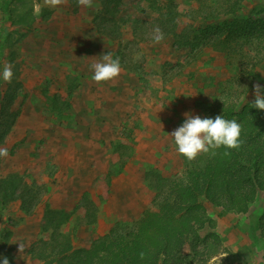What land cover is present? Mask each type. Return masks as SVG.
<instances>
[{"label": "rangeland", "instance_id": "obj_1", "mask_svg": "<svg viewBox=\"0 0 264 264\" xmlns=\"http://www.w3.org/2000/svg\"><path fill=\"white\" fill-rule=\"evenodd\" d=\"M177 2L182 30L192 24L187 13L199 3ZM135 3L139 0H99L100 9L92 12L77 0L55 8L45 0H0V71L11 64L14 73L10 83L0 78V110L7 112L0 118V148L8 150L0 157V180L18 175L43 191L32 215L19 200L0 211V264L3 257L10 264H43L41 256L49 250L42 241L54 231L45 229L49 199L73 202L74 191L84 189L99 197V181L108 168L115 204L143 200L150 204L147 210L154 209L157 195L185 169L186 158L169 135L183 124L185 113L211 117L226 96L254 100V85L264 86V62L247 79L238 59L229 60L213 47L177 49L165 36L156 43L152 32L158 24L149 13L135 10ZM245 6L264 12V0H248ZM87 18L94 35L82 29ZM136 20L142 23L135 28ZM74 29L80 32L75 35ZM104 53L119 57L122 70L116 79L98 84L90 65ZM200 202L213 226L189 237L177 264H264L256 213L225 211L203 197ZM77 217L78 212L73 223L58 230L74 234ZM135 222L117 221L109 231ZM18 242L25 245L22 257Z\"/></svg>", "mask_w": 264, "mask_h": 264}, {"label": "trees", "instance_id": "obj_2", "mask_svg": "<svg viewBox=\"0 0 264 264\" xmlns=\"http://www.w3.org/2000/svg\"><path fill=\"white\" fill-rule=\"evenodd\" d=\"M196 1L199 7L187 13L192 24L182 30L179 29L183 14L177 0H139L134 9L149 13L164 36L173 39V47L191 51L213 47L229 60L238 59L244 68L241 72L251 79L264 62V12L246 9L248 0H217L213 4ZM118 4L115 2L114 6ZM198 21L201 23L196 25ZM141 23L142 20H136L133 26L136 28ZM110 31L115 32L116 28ZM229 98L226 96L225 101L218 104L219 111L211 118L223 115L241 124L243 143L239 149L221 147L201 153L194 160L186 159L183 173L157 195L154 209L145 211L132 225L114 228L95 239L89 248L74 249L71 233L58 230L76 212L77 227L96 222L98 208L88 194L82 197L74 212L47 209L45 229L53 227L54 231L50 240L42 241L49 250L41 256L43 264H177L189 237L206 225L213 226L200 197L225 211L243 215L256 213L259 235L264 239V110L252 107L254 100L240 102ZM6 113L5 108L1 109L0 118ZM225 151L231 154L225 156ZM111 177L110 170L104 180L99 181L103 189L101 200L109 196L106 181ZM41 192L40 186L29 184L18 175L1 179L0 211L19 200L24 212L32 215Z\"/></svg>", "mask_w": 264, "mask_h": 264}, {"label": "clouds", "instance_id": "obj_3", "mask_svg": "<svg viewBox=\"0 0 264 264\" xmlns=\"http://www.w3.org/2000/svg\"><path fill=\"white\" fill-rule=\"evenodd\" d=\"M94 0H77V3L83 7H92ZM49 7H58L66 4L67 0H45ZM152 38L156 43L164 39L163 31L157 26L153 29ZM93 72L92 79L96 83H103L116 79L121 73V61L119 57L113 58L111 53H104L100 60L90 65ZM11 64H5L0 71V78L5 82H11L13 78ZM255 99L252 107L264 110V86L259 83L254 85ZM176 145L180 155L188 160H194L201 153H208L210 150L219 149H239L243 143L241 139L242 126L236 119H225L223 115H217L214 119L211 117L202 118L200 115L185 113V120L181 126L169 134ZM231 153L225 151L224 155ZM7 148H0V157H7ZM18 252H25V245L19 243ZM143 259L144 254H140ZM3 264H10L7 257L2 258Z\"/></svg>", "mask_w": 264, "mask_h": 264}, {"label": "crops", "instance_id": "obj_4", "mask_svg": "<svg viewBox=\"0 0 264 264\" xmlns=\"http://www.w3.org/2000/svg\"><path fill=\"white\" fill-rule=\"evenodd\" d=\"M99 0H94L93 2V11H97L99 10V4H98ZM83 24L86 26V28H82L84 29H89L91 30V32L96 33L93 29V25H91V20L90 18L87 20L82 21ZM66 31H71L70 28L65 27ZM74 34L76 35L78 32H80L78 29H74ZM85 31V30H84ZM98 37V36H97ZM264 65V63H263ZM263 70H264V66H263ZM74 159V158H73ZM128 168V163L125 165V169ZM107 169V168H106ZM105 175L107 174L108 170H105ZM103 174V173H102ZM99 174V175H102ZM111 182L109 184V196L106 200H101L100 199V195L102 194L103 189L99 187L100 189V195L99 197H91L90 198L95 202L97 208H98V213H97V220L95 223H93L92 225H88V226H78L76 227V231L74 234H72V245L74 249H78V248H89L93 242V240L102 237L104 235H106L109 230L113 227V225L115 224V222L117 221H127V222H134L139 220L142 215L145 213V211H147V209L149 208V203L147 204L146 202H142L140 204H132L128 203L126 206H119L117 204H115V199H112V195H113V188L114 187H110ZM89 188V187H87ZM139 190L142 191V188L139 187ZM85 193H89L88 189H84L81 193L77 192L76 190L73 193V202H71L69 200V197H66L65 200L63 199L62 201H60V199L57 201V198L54 199L50 198L48 203L50 204L51 209H58V210H64L66 212H72L73 210H75V208L80 204L81 199L83 197V195ZM145 199V198H144ZM151 202V201H150ZM61 203V204H60ZM21 204V202H20ZM212 207H214L212 204H210ZM209 207V206H208ZM124 208H127L126 214H119L116 213L117 211L123 210ZM73 223V216L71 217L70 221L68 224ZM67 224V225H68ZM91 229V232H89ZM63 233H70V231L68 232H63ZM183 255V253H182ZM219 256L224 257L225 256V252L217 255L216 257H213L212 261H214V259H218ZM212 262V263H213Z\"/></svg>", "mask_w": 264, "mask_h": 264}]
</instances>
